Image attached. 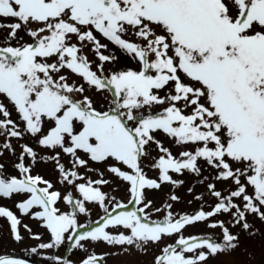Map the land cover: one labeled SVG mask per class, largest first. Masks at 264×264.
I'll use <instances>...</instances> for the list:
<instances>
[{
  "label": "snow or ice",
  "instance_id": "snow-or-ice-1",
  "mask_svg": "<svg viewBox=\"0 0 264 264\" xmlns=\"http://www.w3.org/2000/svg\"><path fill=\"white\" fill-rule=\"evenodd\" d=\"M0 19L12 21L0 22V29L9 30L0 38V95L13 105L25 125L22 131L0 100V135L5 136L0 149L14 154L11 138H23L25 133L36 137L45 120L50 121L53 126L37 140L38 145L60 148L77 168L88 164L78 152L93 162L115 161L106 170L129 184V203L143 205L122 211L127 204L116 202L109 210L105 205L109 197L100 188L109 181L76 184L82 177L75 170H67L59 162L58 153L45 156V161H56L62 180L82 194V199L76 200L71 192L62 197L60 191L52 190L51 182L31 174V166L24 163L25 155L34 163L38 154L24 145L14 165L21 177L9 176L0 164V197L28 194L15 207L49 230L50 242L40 243L39 249L59 247L67 238L76 250L91 241L146 252L150 244L165 236L180 233L196 222H207L220 213H230L232 226H239L247 235L258 234L247 216L255 214L264 222V0H0ZM21 31L31 42L18 35ZM95 33L118 46L138 62L139 68L126 67L103 75L104 63L118 57L111 52L103 54L101 50H108L107 45L101 44ZM73 35L78 43L71 42ZM126 35H134L143 43L123 38ZM85 42L94 46L92 50L101 61L96 71L82 53ZM52 57L56 60L49 62ZM62 69L81 76L97 91L111 90L113 97L107 110L94 106L93 99L84 95L83 85L69 84L67 76L60 74ZM166 88L165 95H159ZM165 103L168 106L155 115H134V110ZM156 131L176 138L177 144L202 146L194 152H181V159H177L155 140ZM150 142L164 153L152 164L159 169L157 179L148 178L141 166ZM201 158L219 170L218 180L232 179L236 190L223 196L209 184L211 194L219 198L210 211L201 208L177 218L169 210L163 221L145 222V210L152 205L145 190H159L163 182L182 184L173 180L170 171L199 174L197 161ZM234 163L240 167L234 169ZM249 186L253 194L247 192ZM169 198L179 199L175 195ZM234 198H241L242 206ZM61 199L73 205L72 212L60 211L56 205ZM85 202L98 203L105 215L99 226L80 232L78 229L84 226L78 224L77 210L87 213ZM33 208L40 210L32 213ZM0 218L10 222L15 241L23 239L21 226L32 238L40 239L8 207L0 206ZM207 226L219 227L221 237L186 239L181 235L177 245L163 247L154 264H204L209 257L239 247L240 234H233L224 220ZM109 228L125 231L113 234ZM37 250L31 248L33 253ZM103 258L85 252L78 264H101ZM0 264L28 261L0 254ZM62 264L76 262L63 259Z\"/></svg>",
  "mask_w": 264,
  "mask_h": 264
},
{
  "label": "rangeland",
  "instance_id": "rangeland-1",
  "mask_svg": "<svg viewBox=\"0 0 264 264\" xmlns=\"http://www.w3.org/2000/svg\"><path fill=\"white\" fill-rule=\"evenodd\" d=\"M0 22L9 23L12 22L11 19L3 20ZM33 27L37 25L33 24ZM8 29H0V38L4 37L8 33ZM22 36L25 41L31 42L30 38L25 35L23 31L18 33ZM97 38L100 40L101 44H106L108 50H101L103 54L108 55L110 52L114 54L118 59L114 62L104 63V73L103 75L109 76L112 72L124 69L126 67H131L134 69L139 68L138 62L132 60L126 53L123 52L118 46L109 42L106 38H103L99 33H95ZM123 38L130 39L133 42H141L134 35H126ZM72 43H78L77 37L72 36ZM15 45V41L12 42ZM93 45L85 42L82 47V53L87 56L89 62L92 64V70L96 71L97 66L101 63L98 59L96 53L92 50ZM56 57L50 58L49 62H54ZM66 75L68 78V83H75L77 86L83 85L85 88L84 95L89 96L94 101V106L107 110L110 104L113 93L111 90L97 91L95 88L90 87L81 76L72 73L68 69H62L61 73ZM101 75L100 72L97 73ZM58 78V76H57ZM169 88L171 85L168 86ZM168 89L160 91L159 95L164 96ZM79 98L80 94H76ZM0 100L7 106L11 116L10 118L16 122V124L23 131L25 125L19 119V114L16 112L13 105H11L7 99L0 95ZM168 104L163 105H153L150 109L146 106L143 109L134 110V115L146 116L149 113L155 115L162 112ZM179 106V105H178ZM190 111V109L188 110ZM0 119H3L0 116ZM131 123V122H130ZM53 126L50 121L45 120L42 132L36 137L31 136V134L25 133L23 138H11V144L14 148V154L9 150L0 149L3 151V155L0 156V164H3L4 171L9 175H15L21 177L22 173L19 169L15 168L14 165L19 162L18 157L21 155L22 147L28 145L33 147L37 152V160L33 163L32 158L25 155L24 163L26 166H31V174L37 172L41 176L53 184V189L60 191L62 197L66 196L71 192L73 199H82V194H80L76 187L68 184L66 181L62 180V175L57 167L56 161L49 159L45 161L43 157H53L57 153L59 154V162L63 163L67 170H75L79 177L82 179H76V184L86 183L88 180H107L109 183L100 185L101 191H103L109 199H106L105 205L111 210L116 202L122 204H127V208L121 209L122 211L134 210L137 207H142L143 205H137L134 201L129 203L131 199L129 184L123 181L121 178L107 171L108 165L115 164L113 160H109L107 163H98L91 161L86 154L83 152H78L81 158L88 161L87 167H75L71 160L70 155L63 153L60 148L49 149L38 145L37 140L43 135H46L50 127ZM155 140L159 141L164 147L168 148L174 157L181 159L180 153L183 151L194 152L197 147L202 146V144H177L176 138L170 137L162 131H156L153 133ZM5 141V136L0 135V144ZM211 146V145H210ZM146 151L148 155L142 158L141 166L148 178L157 179L159 176V169L152 167V164L158 160L160 155L164 153L159 151V148L155 142H150L146 146ZM198 167L200 168V173L196 174L189 170H184L182 173H175L170 171V175L173 180L183 181L182 184L173 185L169 182L161 183L159 190H145V196L148 200L152 201L150 208L146 209L147 219L145 222L153 221H163L167 214V211H171L177 218L184 214H194L201 208L204 211H208L212 206H214L219 198L213 196L209 190L208 185L214 184L215 190L220 191L223 196H227L230 191H234L237 185L232 179L228 180H218L216 177L219 170L209 165L203 158L198 159ZM124 171H131L124 165H119ZM232 167H240L239 164H232ZM244 178L242 177V182ZM159 182V181H158ZM43 187L44 185H40ZM249 194H253V189L251 186L247 188ZM28 194H13L11 198L0 197V205H7L8 207L17 211L20 218H23L31 228L32 234H39L40 239H34L28 231H26L22 226L20 228L21 235L23 239L19 242L12 238L10 233V222L6 218H0V254L5 252L10 253H25L28 257L37 259L41 264H62L63 259H71L78 264V262L84 258V253L94 252L97 255L103 256L101 264H154V259L156 256L162 254V249L168 245H177L180 236L184 238H190L193 236H203L209 235L213 236L214 239L221 237V229L219 227L213 229L208 227V223L212 221L224 220L226 225L229 226L230 231L233 234H240L239 247L228 254H218L215 257H209L204 264H264V222H262L255 214H248L247 219L250 223L254 225L255 229H258V234L255 236H249L243 231H241L239 226L233 227L234 224L233 217L230 213H220L215 217L210 218L207 222H196L193 225L186 226L180 233L173 234L171 236H165L160 242L150 244L147 247L146 252L137 250L132 246H119V245H109L106 242H87L85 248L81 250H76L71 248L72 241H68L67 238L65 243L59 247H53L52 249H39L38 245L44 242H50V232L46 227L42 226V222L32 218L31 214H23L16 207L17 202H22L27 199ZM171 195L177 196L179 199L172 201L169 197ZM201 197L197 199L196 197ZM27 197V198H26ZM115 199H111V198ZM234 202L241 204V198H234ZM88 209L87 213H79L77 210V220L78 224L84 227L79 228L90 230L93 227L99 226L102 223L101 217L105 215L103 208L95 202H85ZM170 204L171 208L168 209L167 205ZM61 212H72L73 205L68 204L64 199L57 202L56 205ZM39 208H33L31 212H35ZM161 209V211H156ZM235 211V210H233ZM264 211V208H262ZM95 224V225H94ZM88 227H90L88 229ZM110 233L116 234L118 232H124L123 228H109ZM67 236V234H66ZM37 247V252H31V248ZM127 248V250H125ZM204 251H207L204 249ZM189 256L194 254L189 253ZM59 258V259H58Z\"/></svg>",
  "mask_w": 264,
  "mask_h": 264
},
{
  "label": "water",
  "instance_id": "water-1",
  "mask_svg": "<svg viewBox=\"0 0 264 264\" xmlns=\"http://www.w3.org/2000/svg\"><path fill=\"white\" fill-rule=\"evenodd\" d=\"M26 261H27V260H26ZM28 264H33V263H31V262L28 261Z\"/></svg>",
  "mask_w": 264,
  "mask_h": 264
}]
</instances>
